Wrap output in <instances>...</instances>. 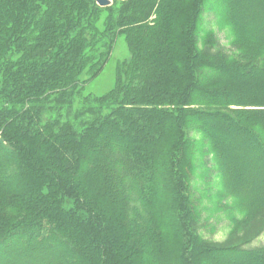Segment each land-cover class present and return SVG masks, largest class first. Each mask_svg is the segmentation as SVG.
<instances>
[{
	"label": "trees",
	"instance_id": "trees-1",
	"mask_svg": "<svg viewBox=\"0 0 264 264\" xmlns=\"http://www.w3.org/2000/svg\"><path fill=\"white\" fill-rule=\"evenodd\" d=\"M139 2L119 11L118 29H111L127 34L131 55L124 84L119 77L111 92L92 97L82 91L103 68L114 41L94 42L92 7L81 0H0V93L6 104L0 109V191L14 184L11 199L80 201L77 209L88 213V221L73 231L91 239H78L74 257L62 254L54 264H264V249L208 245L193 232L196 213L185 175L189 144L181 120L184 110L198 116L217 157L224 155L222 166L231 168L232 151L248 150L259 139L254 129H261L264 116L254 122L252 109L244 107L232 114L182 109L178 118L169 111L186 104L199 84L195 70L202 67L214 71L200 87L204 101L254 105L256 89L264 85V60L252 62L250 54L264 49V0H222L239 59L212 49L209 34L204 49L196 48L203 0H159L153 6L148 0V11L155 8L151 22L135 21ZM14 45L24 46V53L12 63L4 52ZM236 132L244 136L230 142ZM42 179L48 182L45 194L39 193ZM54 211L68 222L64 208ZM15 234L0 233V246Z\"/></svg>",
	"mask_w": 264,
	"mask_h": 264
},
{
	"label": "rangeland",
	"instance_id": "rangeland-1",
	"mask_svg": "<svg viewBox=\"0 0 264 264\" xmlns=\"http://www.w3.org/2000/svg\"><path fill=\"white\" fill-rule=\"evenodd\" d=\"M81 1L93 9L94 30L91 33L95 35L94 42L97 45H103L114 38L111 52L103 68L82 91L83 95L100 97L115 88L119 77L120 83L124 84L128 59L131 55L126 39L127 34L122 32L113 35L111 30L117 27L118 12L128 11L130 4L140 1L137 5L140 13L135 21L146 19L151 22L155 18V8L148 11V7H151V4L148 6V0H111V4L106 7L99 6L95 0ZM158 1L153 0L152 6ZM18 8L24 11L25 16V6L19 5ZM43 9L44 5H41L40 10ZM226 10L222 0H203L195 24L196 48L204 49L202 40L209 34L212 35L211 44L214 45L212 49L221 50L228 57L236 56L239 59L242 52L233 44L234 30L223 19ZM27 14H29L28 11ZM130 25L131 21L125 22L123 29L126 30ZM12 48L13 51L6 50L4 54L12 63H15L22 57L24 46L21 50L15 45ZM250 58L253 59L252 62L260 63L264 60V49L258 54H250ZM213 73L214 71L206 67L195 70V80L199 84L187 93L189 97L187 96L185 105L179 103L169 106L173 118H178L182 109H188L192 113L216 109L232 114L238 107H244L252 109L248 115L254 122H260V116H264V113L259 112L260 109H264L262 105L264 104V85L257 87L258 98L253 102L254 105L217 107L204 101L205 94L200 88ZM2 87L3 78L0 73V90ZM76 100L78 102V99ZM5 105L4 97L0 93V109ZM186 111L184 110L185 117L181 120L184 123L182 136L189 144L187 158L190 168L185 175L188 183L186 195L196 213L194 219L190 220L191 223H195L193 232L208 245L231 244L253 250L264 249V154L259 152V149L264 148V118H262L261 129L259 127L254 129L259 139L250 141L248 150H233L232 167L227 168L221 164L224 161V155L218 158L211 147V140L205 134L206 124L199 121L198 116L193 117L189 114L186 116ZM238 132L241 133V131ZM240 133H234L230 142L242 139L244 133ZM247 163L251 167H247ZM47 185V180L42 179L39 184V193L45 194ZM13 191L14 184L9 191H0V233L17 231V234L10 236L1 244L0 264H54L62 254L69 252V258L74 257L77 250L74 247L78 239L83 242L91 239L86 232L74 233L73 231V227L81 221L82 223L88 221V213L79 214L77 205L80 201L76 200L75 203L73 199L59 195L51 201L40 196L28 199V195L16 200L11 199L14 195ZM55 202L57 203L53 204ZM249 205L252 211L251 216L244 219L249 212ZM56 206L68 212L70 224L67 221L63 222L60 215L54 211ZM138 217H140L138 222H142L141 215ZM243 219L244 221L240 223ZM97 233L99 237V231ZM78 235L83 237L78 238Z\"/></svg>",
	"mask_w": 264,
	"mask_h": 264
},
{
	"label": "water",
	"instance_id": "water-1",
	"mask_svg": "<svg viewBox=\"0 0 264 264\" xmlns=\"http://www.w3.org/2000/svg\"><path fill=\"white\" fill-rule=\"evenodd\" d=\"M95 2L101 7H106L111 4V0H95Z\"/></svg>",
	"mask_w": 264,
	"mask_h": 264
},
{
	"label": "crops",
	"instance_id": "crops-1",
	"mask_svg": "<svg viewBox=\"0 0 264 264\" xmlns=\"http://www.w3.org/2000/svg\"><path fill=\"white\" fill-rule=\"evenodd\" d=\"M110 89H111V88H110ZM110 89H109V90H110ZM109 90H108V91H109Z\"/></svg>",
	"mask_w": 264,
	"mask_h": 264
}]
</instances>
